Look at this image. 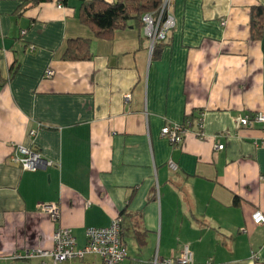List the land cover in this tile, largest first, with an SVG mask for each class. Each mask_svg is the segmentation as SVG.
I'll return each instance as SVG.
<instances>
[{
    "label": "crops",
    "instance_id": "obj_1",
    "mask_svg": "<svg viewBox=\"0 0 264 264\" xmlns=\"http://www.w3.org/2000/svg\"><path fill=\"white\" fill-rule=\"evenodd\" d=\"M81 1L0 0V264H39L4 258L51 250L59 227L81 248L87 229L115 218L121 264H163L184 246L192 264H264V227L252 221L264 217L262 130L235 125L264 113V21L252 30L264 0H169L174 27L151 52L133 22L96 37ZM72 39L88 40L86 60L63 58ZM188 116L171 146L160 130ZM17 145L51 165L22 171L9 160ZM40 204L57 205L59 220Z\"/></svg>",
    "mask_w": 264,
    "mask_h": 264
},
{
    "label": "built area",
    "instance_id": "obj_2",
    "mask_svg": "<svg viewBox=\"0 0 264 264\" xmlns=\"http://www.w3.org/2000/svg\"><path fill=\"white\" fill-rule=\"evenodd\" d=\"M169 0H163L159 14L155 12L142 16V30L144 37L149 42L150 52L157 43L167 40L170 30L174 27V19L169 12ZM51 70L46 71L47 78L52 77ZM127 99V98H126ZM198 120L196 135L202 136V124ZM236 129L252 128L259 125L262 130L261 145L264 146V113L258 112L252 116L240 117L236 120ZM192 123L185 121L182 125H166L160 130V136L165 138L171 146L182 143L183 137L190 132ZM34 136V132H30ZM217 151L223 150V144L217 142ZM10 162L18 165L22 171L35 172L50 166L51 163L44 161L40 154L34 150L21 145L14 146ZM169 168L176 167L171 162ZM37 210L49 216L52 222L59 220V208L55 204H40ZM255 225L264 227V217L259 212L252 216ZM85 245L77 247L76 240L68 228H58L53 233V248L51 250H30L23 254H12L4 260L11 263L28 262L37 260L40 264H59L66 261L80 260L88 255L98 256L102 264H121L126 258L125 245L122 239V228L120 218L111 221L108 228H89L85 231ZM252 259L256 256L253 254ZM156 263V261H155ZM193 254L188 246H184L180 256L175 260H166L163 264H192Z\"/></svg>",
    "mask_w": 264,
    "mask_h": 264
},
{
    "label": "trees",
    "instance_id": "obj_3",
    "mask_svg": "<svg viewBox=\"0 0 264 264\" xmlns=\"http://www.w3.org/2000/svg\"><path fill=\"white\" fill-rule=\"evenodd\" d=\"M37 4L48 0H31ZM163 0H116L108 4L102 0H82L78 10V16L82 25L93 29L98 38L110 36L115 30L122 29L129 22L136 23L142 28V16L147 13L159 14ZM252 30L255 36L262 34L264 11L262 8H255L252 12ZM157 43L154 48L166 44ZM89 42L85 39H72L67 42L63 58L67 61H83L89 57ZM188 116L185 121H190ZM144 235L138 234L137 239L142 244Z\"/></svg>",
    "mask_w": 264,
    "mask_h": 264
},
{
    "label": "rangeland",
    "instance_id": "obj_4",
    "mask_svg": "<svg viewBox=\"0 0 264 264\" xmlns=\"http://www.w3.org/2000/svg\"><path fill=\"white\" fill-rule=\"evenodd\" d=\"M26 264H36V263H34V262H31V263H30V262H28V263H26ZM39 264H40V263H39ZM59 264H61V263H59Z\"/></svg>",
    "mask_w": 264,
    "mask_h": 264
}]
</instances>
